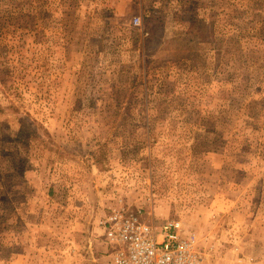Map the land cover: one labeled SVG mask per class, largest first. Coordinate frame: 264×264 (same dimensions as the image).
<instances>
[{
    "label": "rangeland",
    "instance_id": "obj_1",
    "mask_svg": "<svg viewBox=\"0 0 264 264\" xmlns=\"http://www.w3.org/2000/svg\"><path fill=\"white\" fill-rule=\"evenodd\" d=\"M120 205L264 264V0H0V264H109Z\"/></svg>",
    "mask_w": 264,
    "mask_h": 264
},
{
    "label": "built area",
    "instance_id": "obj_2",
    "mask_svg": "<svg viewBox=\"0 0 264 264\" xmlns=\"http://www.w3.org/2000/svg\"><path fill=\"white\" fill-rule=\"evenodd\" d=\"M97 226L109 264H203L194 235L178 219L147 222L139 208L120 205Z\"/></svg>",
    "mask_w": 264,
    "mask_h": 264
}]
</instances>
